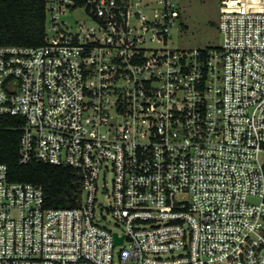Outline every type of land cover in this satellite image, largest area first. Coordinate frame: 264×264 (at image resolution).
I'll return each instance as SVG.
<instances>
[{
  "label": "built area",
  "instance_id": "2783aa9c",
  "mask_svg": "<svg viewBox=\"0 0 264 264\" xmlns=\"http://www.w3.org/2000/svg\"><path fill=\"white\" fill-rule=\"evenodd\" d=\"M45 8L44 44H0V116L81 193L50 207L0 163V264H264V0H224L193 49L180 0Z\"/></svg>",
  "mask_w": 264,
  "mask_h": 264
},
{
  "label": "trees",
  "instance_id": "16d2710c",
  "mask_svg": "<svg viewBox=\"0 0 264 264\" xmlns=\"http://www.w3.org/2000/svg\"><path fill=\"white\" fill-rule=\"evenodd\" d=\"M46 0H0V44L40 46L45 43ZM22 118L0 116V163L9 178L44 187L50 207L78 203L81 180L73 168L42 162L21 163L19 156Z\"/></svg>",
  "mask_w": 264,
  "mask_h": 264
},
{
  "label": "rangeland",
  "instance_id": "374dc122",
  "mask_svg": "<svg viewBox=\"0 0 264 264\" xmlns=\"http://www.w3.org/2000/svg\"><path fill=\"white\" fill-rule=\"evenodd\" d=\"M224 0H180L182 7L181 20L183 24L174 27L172 30V46L178 48H204L217 46L222 43V34L218 28L220 7ZM80 14V15H77ZM82 11H75L69 20H75L81 16ZM107 182L108 188H111L112 172H107L105 180L100 179L102 189L103 183ZM111 227L117 229L114 223Z\"/></svg>",
  "mask_w": 264,
  "mask_h": 264
},
{
  "label": "water",
  "instance_id": "95a60500",
  "mask_svg": "<svg viewBox=\"0 0 264 264\" xmlns=\"http://www.w3.org/2000/svg\"><path fill=\"white\" fill-rule=\"evenodd\" d=\"M122 240H123L122 238H118L117 242H122Z\"/></svg>",
  "mask_w": 264,
  "mask_h": 264
}]
</instances>
